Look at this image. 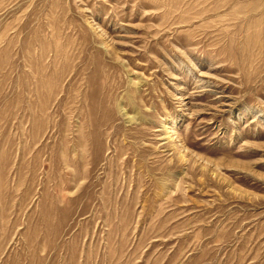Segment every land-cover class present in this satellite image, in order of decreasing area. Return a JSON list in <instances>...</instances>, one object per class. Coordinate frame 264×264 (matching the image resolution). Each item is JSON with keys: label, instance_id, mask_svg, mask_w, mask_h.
<instances>
[{"label": "rangeland", "instance_id": "rangeland-1", "mask_svg": "<svg viewBox=\"0 0 264 264\" xmlns=\"http://www.w3.org/2000/svg\"><path fill=\"white\" fill-rule=\"evenodd\" d=\"M0 264H264V0H0Z\"/></svg>", "mask_w": 264, "mask_h": 264}]
</instances>
